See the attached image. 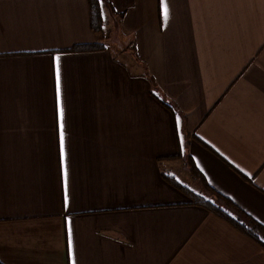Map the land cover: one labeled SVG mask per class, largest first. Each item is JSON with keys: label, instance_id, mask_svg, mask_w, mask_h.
<instances>
[{"label": "crops", "instance_id": "1", "mask_svg": "<svg viewBox=\"0 0 264 264\" xmlns=\"http://www.w3.org/2000/svg\"><path fill=\"white\" fill-rule=\"evenodd\" d=\"M98 2L0 0V264H264V0Z\"/></svg>", "mask_w": 264, "mask_h": 264}, {"label": "trees", "instance_id": "2", "mask_svg": "<svg viewBox=\"0 0 264 264\" xmlns=\"http://www.w3.org/2000/svg\"><path fill=\"white\" fill-rule=\"evenodd\" d=\"M89 3L91 10V15H90L91 29L95 33H100L102 29L103 20H102V14L98 0H89ZM92 49H93L92 46H77L69 50V52L92 50ZM190 173L192 176L197 177V171L195 170L193 165L190 166ZM169 182L177 189L184 191L183 190L184 188L179 186L177 183L173 182L172 180H169ZM185 192L189 195L193 204L202 206L203 208L207 209L208 211H211L216 216L224 219L225 221L229 222L235 227H239L238 229H240L249 237L256 240L262 247H264V245L257 238L258 235L263 233V229L259 227L257 224L247 221L245 217H243L240 213H239L240 215H237L238 216L237 219H233L229 217L228 213L225 210L229 209V211H233L232 210L233 208L230 205V203H228L226 200L216 196V200L218 204H216L215 202L213 204L210 201H206L205 199L199 196L189 193L187 190Z\"/></svg>", "mask_w": 264, "mask_h": 264}, {"label": "snow or ice", "instance_id": "3", "mask_svg": "<svg viewBox=\"0 0 264 264\" xmlns=\"http://www.w3.org/2000/svg\"><path fill=\"white\" fill-rule=\"evenodd\" d=\"M162 13L164 18L166 19L168 16V7L166 3H162ZM59 58L57 57V68H56V93H57V107H58V116H59V128H60V150H61V158L63 161L64 158V130H63V109L60 105V74H59V66H58ZM67 190V172L65 170V191ZM67 194L65 195V205L67 206ZM68 250L69 255H72V234L71 228L69 227L68 231ZM72 264H76L73 259Z\"/></svg>", "mask_w": 264, "mask_h": 264}, {"label": "rangeland", "instance_id": "4", "mask_svg": "<svg viewBox=\"0 0 264 264\" xmlns=\"http://www.w3.org/2000/svg\"><path fill=\"white\" fill-rule=\"evenodd\" d=\"M99 3V2H98ZM100 6V5H99ZM102 20H103V16H102ZM101 33V32H100ZM214 202L216 203V204H218V202H217V200L215 199L214 200Z\"/></svg>", "mask_w": 264, "mask_h": 264}]
</instances>
